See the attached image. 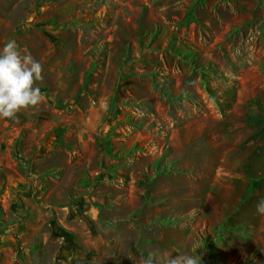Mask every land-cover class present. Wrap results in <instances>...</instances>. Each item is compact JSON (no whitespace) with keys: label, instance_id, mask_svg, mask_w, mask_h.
Wrapping results in <instances>:
<instances>
[{"label":"rangeland","instance_id":"rangeland-1","mask_svg":"<svg viewBox=\"0 0 264 264\" xmlns=\"http://www.w3.org/2000/svg\"><path fill=\"white\" fill-rule=\"evenodd\" d=\"M9 39L45 100L0 119V151L38 171L28 202L0 184V213L36 228L0 229V264H224L233 245L262 264L264 0H0Z\"/></svg>","mask_w":264,"mask_h":264},{"label":"clouds","instance_id":"clouds-1","mask_svg":"<svg viewBox=\"0 0 264 264\" xmlns=\"http://www.w3.org/2000/svg\"><path fill=\"white\" fill-rule=\"evenodd\" d=\"M42 72V64L15 39L7 40L0 47V119L15 120L22 110L44 102L45 96L36 86ZM256 213L264 216V198L257 202ZM163 264H200V258L180 254L165 257Z\"/></svg>","mask_w":264,"mask_h":264},{"label":"crops","instance_id":"crops-1","mask_svg":"<svg viewBox=\"0 0 264 264\" xmlns=\"http://www.w3.org/2000/svg\"><path fill=\"white\" fill-rule=\"evenodd\" d=\"M19 151V156H23L25 155V153L27 151H25L22 148L18 149ZM12 150L10 149H4V151H0L1 153V157H2V162H0V167L4 168V171H0V184H15V183H24L27 184V195H26V201L28 202V200H30V196L32 194L35 193V191H33L32 188V184H34V178L37 175V169H34L33 171H31V174L26 177L24 175H22L19 171H21L18 165V162L13 161V160H9V158H7L8 155H11ZM33 210V211H32ZM31 211L34 212V209H32ZM15 209H12V212H14V214H11L10 216H5V213H0V229L5 230L6 233L10 234V233H14L16 234V232L20 233L21 238H23L24 240L27 239V237L25 235L29 233L33 232V230L36 228L34 227V224L32 222V217H27L28 216V212H24V213H16ZM93 213H95L94 210H92ZM23 215L25 218L21 219L18 218L19 215ZM94 218H96L94 216ZM261 218V217H260ZM258 218L255 221V224L258 223L257 221H259L260 223H258V226H262V224L264 223V219L263 218ZM262 231L264 232V230L259 229V232ZM1 236V235H0ZM10 236V235H9ZM8 235L5 236V234L2 237V245H9V246H13L14 247V240H12ZM262 255H260L258 257L259 261H256L257 263H262L264 264V250H262ZM245 255L241 252H239L236 249V245H233L230 249H228L227 251H225V256L224 259H222L223 263L225 264V262H227V264H232L235 261H238L241 258H244Z\"/></svg>","mask_w":264,"mask_h":264},{"label":"trees","instance_id":"trees-1","mask_svg":"<svg viewBox=\"0 0 264 264\" xmlns=\"http://www.w3.org/2000/svg\"><path fill=\"white\" fill-rule=\"evenodd\" d=\"M179 54L181 55V56H183L184 58H187L188 56H189V54H190V51H188V52H183V51H179ZM198 69V68H197ZM204 81H205V83H206V79H204ZM183 96H181L180 98H182ZM228 228V227H227ZM228 245V244H227ZM206 249L210 252V255L212 256V257H214V254L216 255V253H217V251L216 250H214V249H212V245L211 244H207L206 245Z\"/></svg>","mask_w":264,"mask_h":264}]
</instances>
